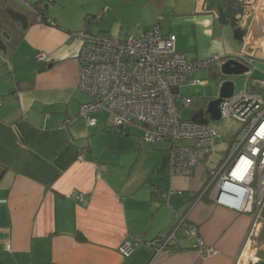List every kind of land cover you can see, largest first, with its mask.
<instances>
[{
  "label": "crops",
  "instance_id": "0c3cea01",
  "mask_svg": "<svg viewBox=\"0 0 264 264\" xmlns=\"http://www.w3.org/2000/svg\"><path fill=\"white\" fill-rule=\"evenodd\" d=\"M86 1L74 3L84 9ZM177 1L172 22L182 26L180 36L157 17L177 51L191 50L190 59L219 55L218 64L234 58L249 76L264 78V0H220L246 28L242 42L207 10L208 0ZM55 2L46 11L52 23L35 21L11 50H0V264H242L253 215L216 201L207 168L218 158L210 161L211 153L188 175L171 174L170 151L146 164L143 153L159 149H145L131 127L114 129L105 113L94 126L79 116L89 96L78 87L80 42L70 34L105 31L88 26L91 12L84 25L72 24L78 10L58 19L50 12ZM175 227L168 247L155 253L152 242ZM199 239L215 252L206 255ZM125 240L137 242L128 257L118 252Z\"/></svg>",
  "mask_w": 264,
  "mask_h": 264
},
{
  "label": "built area",
  "instance_id": "2783aa9c",
  "mask_svg": "<svg viewBox=\"0 0 264 264\" xmlns=\"http://www.w3.org/2000/svg\"><path fill=\"white\" fill-rule=\"evenodd\" d=\"M106 10L107 6L97 18ZM70 35L80 42L78 87L87 93L89 101L81 106L79 116L87 126H94L96 114L104 112L114 129L128 130L131 126L142 129L146 142L190 141L182 146L171 145V174L188 175L195 166L206 165L216 144L218 130L211 120L183 119L177 99L190 106L192 97L182 96L180 88L205 83L193 74L218 62L219 55L190 59L185 52L176 50L175 35L165 33L159 20L139 36L114 38L105 32L87 30L74 31ZM36 59H44V54L38 53ZM245 75L248 76L243 90L239 94L233 92L219 105L221 117L240 123L242 137L237 139L234 136L227 155L207 171L208 186L218 203L253 215L246 246H243L239 258L240 262L251 264L255 260L258 219L264 209V78H253L249 72ZM224 80H219L218 85ZM174 88L178 89L177 93L173 92ZM226 199L239 200L241 204H232ZM181 223L180 219L176 227ZM176 227L162 239L152 242L155 253L168 247ZM184 230L190 236H197L193 227L187 226ZM136 245L135 241L125 240L119 245L118 252L128 257ZM197 246L206 255L215 252L200 239Z\"/></svg>",
  "mask_w": 264,
  "mask_h": 264
},
{
  "label": "rangeland",
  "instance_id": "374dc122",
  "mask_svg": "<svg viewBox=\"0 0 264 264\" xmlns=\"http://www.w3.org/2000/svg\"><path fill=\"white\" fill-rule=\"evenodd\" d=\"M75 1L76 0H56L50 12L58 15V19H60L62 16L71 17L75 14L76 10H78L80 17L74 19L72 22V24L75 25H84L83 15L85 12H91V18L88 16L85 17V21L87 18H90L88 26H91L90 28L92 30H103L114 38L119 35H121V38L128 35L139 36L144 29L150 28L157 21V17L162 20L164 29L170 27L174 31L176 29L180 31L182 28V26L173 24L172 22V19L176 16V14L172 13L178 2L177 0H164L161 5L150 2L149 0H87L84 4V9H82L83 7L81 4L74 3ZM104 4L109 6V10L106 14H102V17L97 18V15L102 12ZM175 34L178 35L176 32ZM180 34L181 31L179 36ZM187 53V56L192 58L193 54L191 50H187ZM208 72L209 69L203 67L193 74V77L198 78L200 81H205V83L183 85L180 88L182 96H193V103L191 106H185L182 104L180 98L177 99L179 111L183 119H191L192 109L194 105L195 108L196 105H199V100H207L208 102L209 99L217 96L219 78L212 77ZM252 72L257 76L260 75L257 69H252ZM245 77V74L229 76L234 84L235 94H239L243 90ZM189 80L190 77L188 78V81ZM212 125L218 130V136L209 159L210 161H214L218 158L219 162H221L227 155V151L230 148L234 136H237V139L242 137V131L240 130L241 125L236 120L224 116L218 121H212ZM130 129L131 135L139 140L145 149L148 150L149 146L152 147L153 145H156L159 149L152 154L148 153V151L143 153L142 160L146 164L154 157H158V154L161 152L170 151V149L166 150L165 147H169L172 144L182 146L190 143V141L186 139L176 140L174 143L170 140H157L155 143H149L143 140L144 132L142 129L136 126H131ZM209 165L211 164L209 163ZM253 186H255V183Z\"/></svg>",
  "mask_w": 264,
  "mask_h": 264
},
{
  "label": "trees",
  "instance_id": "16d2710c",
  "mask_svg": "<svg viewBox=\"0 0 264 264\" xmlns=\"http://www.w3.org/2000/svg\"><path fill=\"white\" fill-rule=\"evenodd\" d=\"M52 1L54 0H37L27 5H21L15 0H0V50L3 52L11 50L22 37L24 30L35 21L52 23V20L46 14L49 3ZM149 1L161 5L164 0ZM208 69V74L210 73L212 77L219 78L218 81L225 79V76L220 72L218 62L212 63ZM191 100L190 106L193 103V96ZM206 103L207 100H199V105H196V108L194 105L191 115L193 121H210L205 110ZM78 238L82 239L80 235Z\"/></svg>",
  "mask_w": 264,
  "mask_h": 264
},
{
  "label": "water",
  "instance_id": "95a60500",
  "mask_svg": "<svg viewBox=\"0 0 264 264\" xmlns=\"http://www.w3.org/2000/svg\"><path fill=\"white\" fill-rule=\"evenodd\" d=\"M208 2L209 5L207 6V10L216 12L222 24L231 26L232 37L236 41L242 42L246 33V28L236 25L238 23V18H236V14L234 15L232 12L233 15L229 16L231 12L228 14V11L230 10L231 5L224 6L223 4L222 6L221 1L218 0L216 2V8H213V0H208ZM231 11H233V9ZM219 69L221 74L225 77L246 74L249 72L248 65L234 58H228L224 62L219 64ZM177 91V88L173 89L174 93H177ZM233 92V82L230 79H225L218 88L217 96L209 99L207 102L205 110L211 121H218L221 118V110L219 107L220 102L223 101L225 98L230 97ZM216 197H218V194H216ZM256 258L257 260L251 264H264V250L258 251L256 253Z\"/></svg>",
  "mask_w": 264,
  "mask_h": 264
},
{
  "label": "flooded vegetation",
  "instance_id": "af4514ba",
  "mask_svg": "<svg viewBox=\"0 0 264 264\" xmlns=\"http://www.w3.org/2000/svg\"><path fill=\"white\" fill-rule=\"evenodd\" d=\"M264 210V209H263ZM262 210L261 216L258 219V222L260 223V228L258 230V234L256 236V244H255V252L254 257L256 258V253L261 250V248L264 246V211ZM257 260V258H256Z\"/></svg>",
  "mask_w": 264,
  "mask_h": 264
},
{
  "label": "bare ground",
  "instance_id": "6f19581e",
  "mask_svg": "<svg viewBox=\"0 0 264 264\" xmlns=\"http://www.w3.org/2000/svg\"><path fill=\"white\" fill-rule=\"evenodd\" d=\"M228 202L232 203V204H241V202L239 200H235V201H230L229 199H226ZM243 264V263H242Z\"/></svg>",
  "mask_w": 264,
  "mask_h": 264
},
{
  "label": "clouds",
  "instance_id": "9594fccd",
  "mask_svg": "<svg viewBox=\"0 0 264 264\" xmlns=\"http://www.w3.org/2000/svg\"><path fill=\"white\" fill-rule=\"evenodd\" d=\"M255 261H256V258H255ZM255 261H254V262H255Z\"/></svg>",
  "mask_w": 264,
  "mask_h": 264
}]
</instances>
